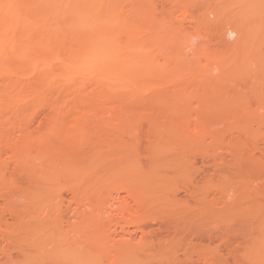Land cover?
<instances>
[{
    "label": "rangeland",
    "instance_id": "374dc122",
    "mask_svg": "<svg viewBox=\"0 0 264 264\" xmlns=\"http://www.w3.org/2000/svg\"><path fill=\"white\" fill-rule=\"evenodd\" d=\"M118 2L120 3V5L117 4L118 8L120 7L124 11L120 16H124L121 20L124 22L126 19L128 20L126 17H130L131 21L135 22V25H133L135 27L127 25L131 26L132 29L135 28V31L139 30L137 26H141L140 28L142 29L139 31H143L142 33L136 32L137 34H133L138 37L134 38L135 36H133L135 43L133 42L132 49L134 50L130 49V51L135 52L131 56H129L130 54L128 57L125 56L127 59L124 58V60L133 62L131 63L133 65L138 63L136 69L139 68L136 71L140 72V74L138 78L134 77L135 82L133 83H139L140 86L147 85L145 81L143 82L144 78L147 77V87L150 91L151 87L154 86L153 88L156 91L158 89H165L168 90L167 92L181 94V98H177L179 101H184L183 103H187V105L190 103L194 109L199 108V110L195 109L196 112L199 111L197 114L196 112L194 113V109L191 111L194 114L187 113L190 114L189 122L195 125L198 121V124H202L205 118L208 119V122L217 123L215 125H212L213 123L209 124L210 127L216 126V128L213 127L214 131L209 130L210 135L208 130L204 131V129V132L202 129H200L201 131L199 130L204 125H200L199 127L197 124L198 130L202 133L200 135L203 138L200 135L201 138L199 136L196 137L195 131H191L193 128L189 129L187 127L189 131L186 127L181 128V131L178 132L179 134L183 129L184 132L187 131L190 134V137L192 135L199 138L197 140L200 144H190V142L195 141L194 138H191L192 141H189L191 139L185 138L183 135L182 138H185L183 141H187L189 144L184 143L182 139L180 141L181 137L178 138L177 132L175 130L174 132L172 131L178 128L179 124V127H183L182 124L188 122L183 121L184 117L187 119V115H184L186 112L182 111V113L177 110L182 106L178 105L180 102L175 105L174 109L177 111L171 114L168 112L171 119L165 121L164 116H167V112L158 114L157 112L161 111H158L156 105L153 107L156 108L157 112L153 108L151 109L153 110L151 111L152 113L147 107L145 108L147 110L141 107L149 97L145 100V97H143V102H140L142 101V97L133 98L130 101L136 102L135 107L137 104L142 103L138 108L141 107L143 110L140 108L137 110V117L139 116L140 119H137L134 111L135 114L132 112L129 114L130 117L131 115L132 117L135 115V120L132 118V121L130 119L127 120L129 115L127 113L125 114L127 118L124 117L125 123L123 122L121 127L117 121L112 120L110 123L112 131L109 126L100 131L101 135L104 133L103 136L105 134V136L109 135L108 140L104 136L109 141V144L108 142L106 144V140H103L104 138L102 137L104 144H99L100 141L98 143L95 142L98 144V147L94 144V148H90L91 145L88 144L90 146L84 145L85 147H82L83 150H81L82 148L76 150L78 148L75 147L74 152L69 149L73 147H66L70 150L71 153H69L72 157L76 156L74 159L77 163L75 161L73 163H79L83 167L79 165L78 169L81 170L78 171L77 165L73 164L74 168L76 167L77 173L74 174L75 169L71 168L73 165L71 166V163L67 164V161L64 162L68 165L67 167L66 165L64 166V163L63 165L61 164L63 160H60L59 163L58 161L54 162V160H59V158L50 161L51 164L54 162L53 164L58 166L52 164L53 167H51L53 169L51 173V169L47 167L49 165L48 161H45L46 163L41 161L40 164L38 161V163L34 161L35 163H32L33 166L31 165V157L29 158L25 155L26 159H29L30 162V166L28 167H35L33 171L39 170V168H36L38 164L42 168L40 171L35 172L37 181H34L35 174H32L33 176L29 174L32 168L28 169L30 172L24 170L26 169L24 167L27 166L22 162V159L24 161L25 158L21 160L17 159V161H20L19 164L21 165H19L17 161V164H15L14 160L16 159L11 156L14 159L12 160L10 155L15 150V145L13 146L12 143L16 144L17 142L18 146L21 145L19 143V139L22 137L21 128L16 125L22 127L23 125L21 124L26 123L25 126L27 127L30 119L28 117L29 114L32 115V112L39 109L42 103L38 101L35 105L36 101L33 102V105L36 106L35 109L32 108V100H29L30 102L28 101L27 103H31L29 104L31 108L24 107V109H28H25L26 112L23 110L21 116L18 112L21 111L20 108H23V106L17 108L18 106L9 105L10 109L8 105H2L4 108L0 106V123H2L0 130H5L6 132L2 133L1 131L0 134L4 135L5 133L4 136H7V138L2 136L3 140L0 137V141H2L0 142V162L2 160L4 162L0 165V169L2 168L0 172H3V175L6 176V178L4 176L3 180L0 179L1 183L4 182L3 186L0 183V189H2L0 190V264H26L25 262L30 264L31 261H33L32 264H39L40 261L44 264H49L48 262L50 261V264H52V260L46 259V261L45 258H41L44 256L40 257L43 252L39 251L40 249L35 246L39 244L43 246L42 243H45L44 247L47 245L48 251H53L54 249L56 251L57 247H54L53 250L50 247L53 244L52 241L55 240L57 243L53 245L60 247L64 240L58 243L59 238L57 239L53 235L55 232L59 235L62 230L61 233L66 239L63 243L67 244L66 249H69V251H66L68 252V259L64 264H264V0H119ZM212 10H217V15L219 14V16H215V11V15L210 13ZM226 22H235L238 25L237 27L240 26L247 30L245 32V39H240L238 35L235 39L232 38L233 40L229 39L230 42L234 41V43L231 42L232 44L230 45L226 44L223 41V33H221V27ZM132 29L124 36H121L123 37L120 38L121 41L123 39L122 43L126 42L121 45L127 44L128 39L126 38L130 37L128 36L129 33L135 32H132ZM123 32L126 31L122 30L121 34ZM140 34L144 35H141V38L144 39L141 41V44L137 43L140 45H137L136 42L140 40ZM186 40L191 47H187L189 45H187L188 42ZM132 58L136 59V64H134L135 62ZM126 60L125 63H127ZM141 75L142 78L140 77ZM163 78H170L171 81L166 82L169 79L165 81ZM150 83L153 84L151 87L149 86ZM196 89L204 90V92L208 91V93L206 95L202 93L201 95L203 96L200 95L195 98ZM201 90L198 92L200 93ZM189 91L191 93L188 95ZM193 91L194 94H192ZM185 93H187V97L184 96ZM172 95H170V98L173 100L172 102L175 101L177 103V99L174 100L176 97L174 96L173 99ZM163 97L166 100V96ZM60 98L57 99L56 97L57 103L64 99V97L63 99ZM67 100L65 104L66 106L69 104L68 107H70L71 99L70 102ZM147 100L149 101V99ZM160 100L164 99L160 96L159 98L155 97L152 104H156ZM150 101L153 100L150 99ZM27 103L25 104L26 106L28 105ZM38 103L39 106L37 105ZM132 104L130 103V106ZM56 105L58 106V104ZM146 105L148 104L146 103ZM177 105L179 106L178 108ZM59 106L62 105L59 104ZM12 107L14 109L17 108V110L19 109L18 112H14V109L11 110ZM209 107H212L211 110L214 109V112L210 111L212 114L205 112L210 110ZM200 109L205 111H200ZM49 112L47 111V113ZM178 112L181 113H179L181 117L184 115L183 119H180L182 120L181 123H179V119L176 120L177 118L173 117L174 115L180 118L177 115ZM52 114H54L53 111ZM150 114H153V116H150ZM157 116L160 121L159 119L157 120ZM201 116L200 121L199 117ZM38 119L33 124L35 127H31L30 130H36L34 129L36 127L41 128L39 125L42 124L49 126L45 121L42 123V118ZM161 119L163 120L161 121ZM195 119L197 120L196 122L194 121ZM209 119L211 120L209 121ZM20 120L22 121L19 122ZM155 120L160 123L164 122L163 125L166 124V126L169 124L171 126V123H173L176 127L172 125L174 128L169 131L172 126H168L170 128L166 130L161 124H159L160 126H156ZM204 123L206 126V120ZM35 124L39 125L36 126ZM117 125L120 127L119 129L122 128V131L117 130ZM189 125L191 126L190 123ZM9 128L14 131H9ZM221 129H224V132H221L222 134L220 133ZM114 131H117L119 134ZM160 131L163 133L161 134ZM168 131L169 133L167 134ZM217 131L220 133V135L217 133L218 137L214 134ZM11 132H14L13 135H9L8 137V134ZM16 132L18 139L14 138ZM200 132L197 133L199 134ZM115 133L118 134L119 138L122 137H120V134L125 133L122 138L123 144H121L122 142L119 143V141L118 144L114 142L115 139L117 141ZM134 134L136 135L133 136ZM207 134L210 135V138H208L209 135L207 136ZM174 135L176 136L174 137ZM211 136L214 137V140L215 136L218 139L214 141ZM91 137L89 136L88 139H91ZM9 138L12 143L9 142ZM138 138L140 139L138 140ZM169 138L173 139H170L171 144L168 142ZM12 139L14 140L12 141ZM134 139L136 141L133 144L131 140L134 141ZM164 139H166V142ZM174 139L176 141L178 139L179 141L176 143ZM21 140H23V137ZM172 141H175L177 145L174 146ZM241 141L245 144H242ZM58 142L60 143V141ZM110 142L113 144L110 145ZM153 142L157 143L153 144ZM158 142L162 143V145ZM59 143H55L56 145L54 144L53 148L50 147L49 150L55 149V151H59V154L63 152L64 144L61 143L63 144L61 149ZM11 150L12 154L9 152ZM30 151L29 154L33 155L35 153L34 156L36 155V150ZM77 151L79 152L77 153ZM5 153L7 154L5 155ZM50 153L52 155L56 154L52 151ZM29 154L27 155L30 156ZM52 155L51 157H55V155ZM57 157H59L58 154ZM77 159L84 161L87 166H83V162L81 164ZM27 161L25 160V162ZM8 162L10 163L8 164ZM43 163L47 164V166ZM26 164L29 165L28 162ZM15 165L19 166V168ZM43 165L50 170L46 171L45 166L44 168L42 167ZM62 166H64L63 169ZM5 167L6 169H4ZM55 167L57 168L54 171ZM68 167L72 170L70 171ZM57 169L63 171L64 175ZM24 171H28L29 173L26 175ZM33 171L32 173H34ZM41 171L43 177L37 174H40ZM21 172L24 173H22L24 177ZM25 175L32 177V181L35 183H39L44 178L43 181L45 183H42V181L41 183L45 187L48 185L49 190L47 187V189H44L45 187L43 186L41 187V183L35 186H39L44 192L45 190L49 192L46 191L44 193L40 188H38L40 191L38 189L33 191L36 189L35 186H32L35 183L33 182L34 184H32L31 179L29 180L30 177H26ZM0 177L2 178V174H0ZM12 178L13 180L15 179L16 183H23L17 185ZM23 178H28L27 180L32 185L30 183L31 186L28 185V181ZM19 179L20 181H17ZM51 180L52 182L54 180V184L58 183V185H61L62 188L54 192L53 187L52 189L50 188L52 185ZM9 183L12 184L10 187L8 186ZM26 184L28 187L30 186L29 188L32 187V190L30 189L29 191V188H26ZM54 184L53 186L57 185ZM63 186L65 188L67 186L69 189L63 190V192L60 190L64 189ZM84 187L87 190L83 189ZM243 187L244 190L242 191L241 188ZM24 188L27 190H24ZM94 188L102 190L97 189L98 191H95ZM50 190L54 194L60 191L61 195L64 194L62 196L65 198L61 197L62 199H58L59 195H55L57 196L55 198L53 194H49ZM5 193L7 196L10 194V196L7 197L4 195ZM79 194L80 196H78ZM51 199L55 204L51 202ZM96 199L99 200V202L98 200L96 201L98 205L94 202ZM49 200L50 203H48ZM42 201L44 203L47 201V204H44ZM76 202H78V205ZM102 202L105 206L109 205L110 209L109 207H104ZM51 203L55 207L56 204H61V207L58 206L55 209L52 204L51 207L55 210H51L48 207ZM84 203L86 206L83 205ZM42 205H47L46 209ZM79 205H83L85 208L83 206L79 207ZM98 207L102 210L101 212L98 210ZM94 210L97 211L95 212L96 214L100 213L97 214L98 216L100 215L99 217L94 214ZM90 215L96 218L89 220V217L91 218ZM59 216L65 219H61L62 224H60ZM65 217L68 221H66ZM46 220H51L52 225L50 223L49 225L46 224L48 223ZM54 220L58 221L54 222ZM43 222L45 223L43 224ZM53 224H57V226L53 227ZM20 225L23 228L20 229ZM54 228L56 231H54ZM60 228L63 229L60 230ZM29 237L32 241H30ZM49 240L50 242H48ZM47 242L49 245L46 244ZM57 251H59L58 248ZM37 253H39V257L42 260L38 259ZM29 254H31L30 257L33 254L34 256L29 258ZM61 262L62 260H60L59 264L63 263Z\"/></svg>",
    "mask_w": 264,
    "mask_h": 264
},
{
    "label": "bare ground",
    "instance_id": "6f19581e",
    "mask_svg": "<svg viewBox=\"0 0 264 264\" xmlns=\"http://www.w3.org/2000/svg\"><path fill=\"white\" fill-rule=\"evenodd\" d=\"M117 1H119V0H0V106L8 105L9 109H10L9 105L10 106H15V107L18 106L17 108L23 106V108H20L21 109L20 112H18L19 109L17 110V108L16 109H14L13 107L11 108V110L12 109L15 110V111L13 110L14 112L20 113V116H21V114H22L21 112L23 110H25V109H28V108L24 109V107L31 108V106L29 105L31 103H29V104L27 103L29 100H32V104H31L32 108L36 107V106L33 105L34 104L33 102L36 101L35 105H36V103L38 101H40L42 103V106H40L39 109L35 108L36 110L34 112H32L33 113L32 115L29 114V116H28V114H27V116L30 117L27 127L25 126L26 123L25 124L24 123L21 124V125L25 126V128H23V126L21 127L20 125L19 126L16 125L17 127L21 128L20 131H21L22 137H23V140H21L22 137H20V139H19V141H20L19 143L21 145L18 146L17 142L15 144V143L10 142V138L8 139L9 142L12 143L13 146L15 145L14 146L15 150L12 149L13 150V154H12V150L9 151V152H11L12 155L8 154V155H10V158L12 160L16 159V160H14L15 164H17V162L19 164L20 161H17V159L21 160L22 158H25V160H28L27 162L29 164L30 163L29 159H26V156H27L29 158L31 157V159H32L31 165H33L35 163L34 161H36V163L39 162V164L41 163V161H44V162L48 161V163H49L48 166H47V164H45L46 162L43 163V164H45L47 167H49L51 169V171H50L51 173H52V169H53L52 167L54 165L53 163L54 162L56 163V161H58V163H59L60 160H63L62 163L60 162L62 165H63V163L65 161H67V164L71 163V166L73 164L77 165L76 167L78 169L80 164L79 163L76 164L77 162L74 159L76 156L72 157V155H70V153H71L70 150L72 152H74V150H75L74 148L75 147L78 148L76 150H80V148H82L84 145H88V144L91 145V146L88 145V146H90V148L91 147L94 148V144H95V146L97 145L96 147H98V144H96L95 142L98 143L99 141H100L99 144H101V143L104 144L103 140H106V138L108 140L109 135L105 136L106 135L105 134L104 135L106 137L105 138L103 136L104 133H102V135H101L100 131L103 128H105L106 126L110 127V123H111L112 120L117 121L119 123L118 125L121 127L122 123L125 120L124 117H126L125 114H127V113L129 114L130 112H132L133 114L136 113L135 115L137 117V115H138L137 110L139 108L142 109L141 107H144L143 108L144 110L150 109V112H151V111H153L151 109L155 108L153 106L156 105V107L158 108V111L159 110L161 111V112H157V110L155 108L154 111L157 112L158 114L167 112V114H166L167 116H164L165 119L163 118L165 121H167L168 119H171L170 116L168 115V112H169V114H171V113H173V112H175L177 110L180 111V112L183 111L184 113L186 112L184 115L185 116L187 115L186 116L187 119H185V117L183 115L182 117H184V119H185L184 120L179 115L180 112H178V114H177L178 116H180V118H178L177 116H174V115H173V117L175 119L177 118L176 120L179 119V123L182 122V120H180V119H183L184 122L188 121V120L190 121V118H189L190 114H187V113H192L191 111L194 108H192V105L189 102L188 103L191 106L189 104L187 105V103L186 104L183 103L184 101H181V100L179 101L177 99V98H179V99L181 98V94L179 95V93L167 92L168 90L158 89V88H157L158 90L156 91L155 88H153L154 86L151 87V85H153L151 83L149 84V86L151 87V91H150V89L147 87L148 78L145 77L144 74L143 75H144V77L146 79L144 78V80L143 79L142 80H143V82L145 81V83L147 85L144 84L143 85L144 87H143V86H140L139 83L138 84L133 83V82H135L134 81V79H135L134 77L138 78V76L140 74V72L138 73L136 71L139 68L138 67L136 69V65H138V63L135 62L136 59L132 58L133 61L135 62L134 64L137 63L136 65H133V64H131L133 62H130V61L126 60L127 59L126 57H128L129 54H130L129 56L133 55V53L135 52V51L134 52L130 51V49L134 50V49H132L133 42L135 43V40L133 39V36H135V35H133V34H135L136 32H138V33L141 32L142 33L143 31H139V30L142 29V28H140L141 26L140 27L137 26L139 28V30L136 28L138 31H135V28L132 29V27H135V26H133V25H135L134 24L135 22H132L131 21L132 19L130 17H126L125 16L126 18H128V20L130 19L129 20L130 23L128 22L127 19L124 21L125 23L121 20L122 18H124V16L120 17L121 14L124 13V11L122 10V8H120V7L118 8V5H120V3L119 2L117 3ZM217 10H214L216 12V15H215V12L213 10L210 13H213L215 16H219V14L217 15ZM208 13H209V11H208ZM122 23H123L124 27H123ZM131 23H133V24H131ZM127 24L131 25L132 27L131 26L130 27L132 29V32L133 31H135V32L134 33L131 32L132 34L129 33L128 36H130V37L127 36L128 38H126V39H128V41L125 40V41H127V44H124L125 45L124 46V45H121V44L126 43V42L122 43L123 39L121 41L120 38H123L121 36L122 35L124 36L125 34H127V32H129V30L131 31L130 27ZM222 25H223V23H222ZM237 26L238 25L235 22L234 23L226 22L221 27V31H222L221 33H223L222 34L223 41L226 44L230 45V44H232L231 42L234 43V41L230 42L229 39L233 40L232 38L235 39V37H238V35H239L240 39H243V38L245 39V32L247 30H245L244 28H241L240 26L239 27H237ZM145 28H143V29H145ZM122 30H124L126 32H123L121 34ZM141 35L142 34H140V36H139L140 40L137 41L136 44L137 43L141 44V41L144 39V38H141L144 35H142V36ZM136 37H138V36H135L134 38H136ZM236 39H238V38H236ZM188 41L190 42L189 39H188ZM188 41L186 40V42H188ZM189 42L187 44V45H189V46H187L188 48L191 47ZM236 42H237V40H236ZM143 43H144V41H143ZM140 44H137V45H140ZM139 47H137V48H139ZM185 47H186V45H185ZM127 50H129L130 52L127 51ZM135 50H137V49H135ZM121 55H124V56H121ZM134 56H132V57H134ZM124 58H126L125 60H126L127 63H125ZM135 58H136V56H135ZM138 62L140 63L139 60H138ZM133 66H135V67H133ZM131 70H133L134 72L133 71L131 72ZM140 77L142 78V75ZM141 78H140V80H141ZM167 79H169V80L166 81ZM146 80H147V82H146ZM163 80H165L166 82H170L171 81L170 78H165V79L163 78ZM199 90H201V89L197 90L198 95H196L197 93H195V96L194 95H192V96H194L196 98V96L198 97L202 93H203V95H206L208 93V91H205L206 92L205 93L204 90H201L202 92L200 91V93H199L198 92ZM191 91L188 92V95L191 93ZM169 94L170 95L173 94L171 96V97H173V99H174V96L176 97L174 100L177 99L176 100L177 103H175V101L172 102L173 100H172V98H170ZM185 94H184V96L187 97V93H185ZM192 94H194V91H193ZM203 95H201V96H203ZM159 96L162 99H164V100H160V101H158V103L155 102L156 104H152V103H154L155 97L159 98ZM163 96H166V100H165V98ZM192 96H191V98H192ZM56 97H57V99H59L60 97H61L60 99H63V97H64V99L59 101V103H57L58 100L56 101ZM137 97H142L141 98L142 101H140V102H143V97H145L144 100L147 97H149V98H147V99H149V101L146 99L147 101L145 100L144 104L139 102L140 104L139 105L137 104L136 107H135L136 102L133 103V101L131 102L130 100L131 99L133 100V98H137ZM65 98H67V99L69 98L68 99L69 101L66 99L68 102H70V99H71V105L73 104L72 107H71V105H70V107H68L69 104L66 106ZM150 99L153 100V101H150ZM192 99H194V98H192ZM62 101H64V102H62ZM145 102L148 105H146ZM178 102H180V103L178 104ZM26 103L29 106L28 105L26 106L25 105ZM130 103L131 104L133 103L131 105L133 107L130 106ZM137 103H138V100H137ZM56 104H58V106ZM59 104L62 105V106H59ZM150 104H152V105H150ZM176 104H178L179 106L182 105L181 107L185 111L181 107H179L178 105H177V108L179 107L181 110L179 108L177 110L174 109ZM37 105L39 106V103ZM140 105H141V107L138 108V106H140ZM149 105H150V107H149ZM38 106H37V108H38ZM146 107H147V109H145ZM2 108H4V106H2ZM209 108H210L209 111L208 110L205 111V110H201V109H200V111H205L207 113L210 112V111L214 112V109L211 110L212 107H209ZM9 109H7V110H9ZM188 109H189L190 112L189 111L187 112ZM195 109H194V113L196 112V110H199V108H197L196 110ZM47 111H50L51 114H49L50 112L47 113ZM52 111H53L54 114H52ZM134 111H135V113H134ZM25 112H26V110H25ZM215 112H216V110H215ZM157 113H156V115H157ZM194 113H192V114H194ZM197 113H199V111H197L196 114ZM210 113L212 114V112H210ZM47 114H48V116H47ZM108 115H109V117H108ZM135 115H134V117H132V115L130 117V114H129L127 120H129V119L131 120V118L133 120H135ZM4 116H6V115L4 114ZM27 116H26V118H27ZM150 116H153V114L152 115L150 114ZM158 116H157V120L159 119ZM199 116H200V114H199ZM1 117H2V115H1ZM8 117H9V115H8ZM154 117H152V118H154ZM159 117L162 118L161 116H159ZM38 118H40V119L42 118L41 120L43 122L42 121L41 122L44 123V121H45V122H47L49 124V126L46 125L47 126L46 127L44 124L40 123V124L43 125V127H44L43 128L42 125H39V124L36 125L35 124L36 126L39 125V127H41V128H37L36 127V128H34L36 130H30L31 127L34 126L33 124H34V122L37 121ZM138 118H139V116L137 117V119ZM200 118H202V116L199 117V119ZM155 119H156V117H155ZM163 119H161V121ZM196 119L194 120L195 122L197 121ZM6 120H8V119H6ZM157 120H155L156 121V123H155L156 126L161 124L162 126H164L166 128V130L169 129L172 125L174 126V124L170 122L172 125L170 126V124L169 125L167 124L168 126H170L168 128V126H166V124L163 125L164 122H162V123L159 122L160 119H159V121H157ZM205 120L207 122L206 126H205V123H204ZM210 120L211 119H209V121ZM21 121L22 120H20L19 122H21ZM39 121H38V123H39ZM131 121H129V122H131ZM170 121H172V120H170ZM189 121L183 123L182 124L183 127H179L180 124L178 123L179 125L177 127L180 130L178 128L173 129L176 126H174V127L172 126L169 131H171L173 129L172 131L174 132V130H175V132H177V134H178V138L181 137L180 141L182 139V142H184V143H188L187 141H183L186 137L189 138V139L194 138V140L197 141V143H195V141H192V139L191 140L186 139V140L192 141V142H190V144H192V145H195V144L199 145L200 144V143H198L199 142L198 141L199 138L202 137L200 135V134H202L200 132L201 131L200 129H202V131L204 129H205L204 131L208 130V132L210 133L209 130H213L214 126L210 127L209 124L210 123H213L212 125L217 124V123L214 124V122H212V121L208 122V119H205V118H204L202 124L201 123L198 124V121H197V123L194 122L195 123V125H194V124H192ZM200 121H201V119H200ZM15 122H17V121H15ZM15 122H14V124H15ZM24 122H25V119H24ZM129 122H128V124H129ZM148 122H150V121H148ZM157 122H159V123L157 124ZM189 123L191 124V126L189 125ZM1 124L2 123H0V125ZM4 124H5V121H4ZM197 124L199 125V127H200V125L201 126L204 125L205 128L203 126L202 128H199V130H200L199 131ZM6 125H8V124H6ZM118 125H117V127H118ZM120 127L117 128L118 131H120V130L122 131V128L119 129ZM184 127H186V128L188 127L189 129L193 128V129H191V131H195V133L197 134L195 136L197 137V136L200 135L201 137L199 136V138H196L195 136H192V135L190 137L189 136L190 134H188L187 131L184 132L183 129H182V132L179 134L178 132L181 131V128H184ZM110 128L109 129L112 131V127H110ZM188 128H187V130H188ZM214 128H216V126ZM1 129H3V128H1ZM8 130L10 131L11 129L9 128ZM115 130H116V128H115ZM1 131L2 130H0V133H1ZM11 131H14V130H11ZM169 131L167 132V134L169 133ZM191 131H190V133H191ZM218 131L214 132V134H216V136H217V133H218V135H220L221 132H224V129H221L220 133ZM3 132H5V130H3L2 133ZM114 132H117V131H114ZM123 132H124V130H123ZM197 132H200V133L198 134ZM5 133H4V135H5ZM13 133L14 132H11L10 134H8V137H9V135H13ZM160 133H161V131H160ZM118 134H116V136H115L117 138V141H116V139H115V141L114 140L113 141L116 142L117 144H118V141H119V143L122 142L121 144H123L124 141L122 140V138H123V135L125 133H123L122 135L120 134V137L122 136L121 138H119L117 136ZM192 134H194V133H192ZM214 134H212V135L214 136ZM4 135L0 134V137L2 138V136H4ZM14 135H15L14 138L18 139V137L16 136L17 132ZM135 135L136 134H134L133 136H135ZM176 135H174V137ZM183 135H184L185 138L184 137L182 138ZM204 135H206V134H204ZM208 135L209 134H207V136ZM210 135H211V133H210ZM210 135L208 136V138H210ZM89 136L90 137L91 136H93V137L95 136L96 138L94 137V139H93V137H91V139H93V141H91V139H88ZM137 136H136V138H137ZM213 136H211V137H213ZM216 136H215V140H214V137H213L214 141H216L218 139L217 138L218 136L217 137ZM102 137L104 138L103 140H102ZM111 137H113V136H111ZM4 138H7V136H4ZM139 139L140 138H138V140ZM170 139L173 140L172 138H169L168 142L171 141ZM1 140H3V138ZM13 140L14 139H12V141ZM107 140L105 141V143L107 144V142H108V144H109V141H107ZM164 140L166 142V139H164ZM174 140L176 141V139H174ZM58 141H60V143ZM135 141H136V139H134V141L131 140L132 143L135 142ZM158 141H159V139H158ZM175 141H172L174 146L177 145L176 143L179 140L177 139L176 143H175ZM200 141H201V139H200ZM0 142H2V141H0ZM137 142H139V141H137ZM241 142H242V144H245V143H243V141H241ZM55 143H57V144L59 143L60 144L59 146H61V149H62V145L64 144V147H63L62 150L65 153L61 152L59 154V151L57 152V151H55V149L53 150L52 148H53ZM61 143H63V144H61ZM92 143H93V146H92ZM149 143H150V140H149ZM154 143H157V142H153V144ZM184 143H183V145H184ZM6 144H7V142H6ZM112 144L113 143H111L110 145H112ZM159 144L162 145V143H159ZM159 144H157V145L159 146ZM170 144H171V142H170ZM215 144H217V143H215ZM100 146H103V145H100ZM0 147H1V145H0ZM50 147H52L51 148L52 150H49ZM66 147H68V148L69 147H73V148H69L70 150H68ZM86 149H88V147H86ZM30 150H36L37 151L36 155L34 156L35 153L33 155L29 154L30 152H32ZM81 150H83V148ZM50 151H52L53 153H56V154H53V155H55V157H51L52 153H50L51 154L50 155L49 154ZM66 151L68 152L69 156H67L68 154H67ZM23 152H27V153L23 154ZM78 152L79 151H77V153ZM80 153H82V152L80 151ZM6 154L7 153H5V155ZM22 154H23V156H22ZM27 154H29L30 156H28ZM57 154L59 155V157H57ZM80 155H82V154H80ZM80 155H78V156H80ZM51 158H53V159L51 160ZM58 158H59V160H54V159H58ZM68 158H73L74 160L73 159H68ZM81 159H83V158H81ZM81 159H77L78 162H81V164L83 162V164H84L83 166H87L84 163V161H81ZM12 160H8V161H12ZM25 160L23 161V159H22V162L27 166V167H24V168H26L24 170L31 169L32 166L28 167V166H30V164L27 165L26 164L27 162H25ZM53 160H54V162H52V164H53L52 165L50 163V161H53ZM5 161H6V159H5ZM73 161H75L76 163H73ZM2 162H3V160H2ZM2 162H0V165H1ZM6 163H5V165H6ZM9 163L10 162H8V164ZM39 164H38V167H36V168H39V170L33 171V169L35 167L31 169L34 173H32V171H31V173H29L30 170H28L29 172L28 171H24V172H26V175H27V173L31 174V176H33L35 174L36 178L35 177L33 178L34 181H37V176H36L35 172H38V171H40V169H42L41 166L39 167ZM19 165H21V164H19ZM45 165H43L42 167L44 168ZM65 165L66 164L64 163V166ZM74 165L71 168H74ZM15 166H17V165H15ZM46 166H45V168H46ZM54 166H57V165L55 164ZM64 166H62V169H63ZM67 166L68 165H66V167ZM69 166H70V164H69ZM17 167L19 168V166H17ZM57 167H55L54 171L56 170ZM76 167L74 168L75 169L74 170V174L77 173ZM71 168H69L70 171L72 170ZM1 169H0V171H2ZM4 169H6V167ZM50 169L46 168V171L50 170ZM60 169H61V167H60ZM64 170H66V169H64ZM79 170H81V169H78V171ZM46 171H45V173H46ZM58 171H56V172L58 173ZM82 171H83V169H82ZM22 173L23 172H21V174ZM60 173L63 174V171H61ZM69 173H73V172H69ZM0 174H2V178L0 177V179L3 180L5 175H3V172H0ZM23 174H22V176H23ZM37 174L39 176H42V171L40 172L41 175L39 173H37ZM79 174H80V172H79ZM47 175H49V174H47ZM26 177H30V176H26ZM42 177H40V178H42ZM55 177H57V176H55ZM64 177H66V176H64ZM5 178H6V176H5ZM14 178H15V175H14ZM15 179L13 180V178H12L14 183H16ZM23 179L27 180L28 178H23ZM30 179H31L32 184H34L35 182L32 181V177H30L29 180ZM52 179H55V178H52ZM29 180H27L28 181V185L31 184V182ZM43 180H44V178H43ZM43 180H40L39 183L37 182L34 185H32V184L31 185L32 186H35L36 184L39 185L41 183V181H42V183H45ZM57 180H55V181L57 182ZM4 181L6 182V180H4ZM17 181H20V179L17 180ZM83 181L85 183L84 179H83ZM50 182H52V180ZM3 183H1V186H3L2 185ZM42 183H41V187L43 186ZM60 183H61V181H60ZM7 184H8V182H7ZM16 184L18 185L19 183H16ZM21 184H19V185H21ZM53 184H54V180L52 182V185L50 184L51 185L50 188L52 189V187H53L54 192H56L55 190H58L59 188H62V186L58 185V183H55V184H57L56 185L57 188H55L56 186H53ZM68 184L70 185L69 182H68ZM10 185H12V184L9 183L8 186L10 187ZM28 185H27L26 188H29L31 186L30 185L28 187ZM25 186H23V187H25ZM58 186H61V187H58ZM70 186H72V185H70ZM35 187H36V189H34L33 191H35L38 188H40L39 186H35ZM43 187H45V185ZM46 187L48 188V185ZM46 187L44 189H47ZM86 187H87V185H86ZM26 188H24V190ZM31 188H29V191H30ZM245 188H247V187H245ZM40 189L42 190V188H40ZM66 189L68 190L69 188L66 186V188L64 187V189H60V190L63 191V190H66ZM73 189L76 190L75 188H73ZM83 189L87 190V188H85V187ZM94 189H95V191L97 189L98 190H102V189H99V188H94ZM0 190H2V189H0ZM48 190H49V188H48ZM48 190H45V192L46 191L49 192ZM241 190L243 191L244 187L241 188ZM39 191H38V193H40ZM0 193H1V191H0ZM2 193H4V192L2 191ZM75 193H76V191H75ZM12 194H13V192H12ZM49 194L50 195L53 194L55 198H57V196L59 195L58 199H60L61 197L65 198L64 196H62L64 194L61 195L60 191H59V193L54 194V193H51V190H50ZM4 195L7 196L6 193ZM37 195H41V194H37ZM42 195H44V194H42ZM53 195H52V198H53ZM55 195H57V196H55ZM8 196H10V194ZM78 196H80V194ZM75 197H77V196H75ZM55 198H54V200H55ZM46 199H48V198H46ZM58 199H57V201H58ZM78 199L80 200V198H78ZM97 200L98 199H96L94 202L96 203ZM44 201H42V202L44 203ZM51 202H53V200ZM98 202H99V200H98ZM98 202L96 203L97 205H98ZM48 203H50V200H49ZM53 203H51L48 206L49 209L51 208V210L53 209L51 207V205ZM61 203H64V202H61ZM77 203L78 202H76V204ZM54 204H53V206H54ZM79 204H80V202H79ZM81 204H82V201H81ZM102 204L106 208L109 207V205L105 206V204L103 202H102ZM60 205L61 204H58V205L56 204V207H58V206L61 207ZM83 205H85V203ZM83 205H79V207L83 206ZM113 205H115V204H113ZM36 206H38V205L36 204ZM46 206H43V208L45 207V209H46ZM56 207L54 206L55 209H56ZM90 208H91V206H90ZM55 209H53V210H55ZM92 209H94V207H92ZM95 209H96V206H95ZM109 209H110V207H109ZM98 210H100V212L102 211L101 209H99V207H98ZM95 212H97V211L94 210V214H96ZM33 213H35V212H33ZM97 214H100V213H97ZM45 217H47V216H45ZM92 218H96V217H93V215H92L91 218L89 217V220L92 219ZM46 219H48V218H46ZM59 219H60V222H61V219H63V218L60 217ZM44 220H45V218H44ZM51 220H49V221L46 220L48 222L46 224H48V225H49V223L51 224V222H50ZM63 220H65V219H63ZM55 221L56 220H54V222ZM66 221H68L67 218H66ZM29 222H30V220H29ZM44 223L45 222H43V224ZM57 224H53V227L54 226L56 227ZM60 224H62V222ZM40 225H38V226H40ZM58 227H59V225H58ZM21 228H23V227H21V225H20V229ZM46 229H48V228H46ZM61 229H63V228H60V230ZM54 231H56L55 228H54ZM60 233H59L60 237H58L59 235L56 234V232H55L56 236L54 234L53 237H55L57 239L59 238V242L58 243L62 242V240H64L63 242H65L66 241L65 236L63 237L62 233L61 234ZM51 234H48V235H51ZM61 235H62L63 238L61 237ZM30 237H29V239H30ZM50 237L52 238V236H50ZM30 241H32V239H30ZM48 242H50V240ZM48 242L46 244L49 245ZM52 242H53V244L57 243V242H55V240H53ZM63 242H62V245L65 244ZM37 244H38V242H37ZM53 244H51L52 246H50L51 249L53 250L54 247H57L59 249V251H57V248H56V251H55V249L53 251H48V249H47L48 247H46L47 245L45 246L46 248L44 247L45 243H42L43 246H40V244H39V245H37L35 247L40 249V250L39 249H37V250L43 252L40 255V257L44 256V257H41L42 259L45 258V260L46 259L52 260V264H59L60 260H62L63 263L62 262L61 263L64 264V262H67V259H68L67 258V253L68 252H66V251H69L68 248L66 249V246H68V245L67 244L63 245L65 247V249H64V247L62 245H60V247H58V246H55ZM57 245H59V244H57ZM61 246H62V249H61ZM30 249H31V247H30ZM60 249H61V251H60ZM20 250L22 251V249H20ZM32 250L34 251V249H32ZM35 250H36V248H35ZM27 255H28V252H27ZM27 255H26V257H27ZM37 255H38L37 256L38 259H41L39 257V253H37ZM30 256H31V254H29V258H32L34 256V254L32 255V257H30ZM45 260H44V262H45ZM36 261L39 262V260H37V259H36ZM32 262L33 261H31L30 264H32ZM25 263L27 264V262H25ZM40 263L44 264L42 261H40ZM48 263L50 264V261Z\"/></svg>",
    "mask_w": 264,
    "mask_h": 264
}]
</instances>
